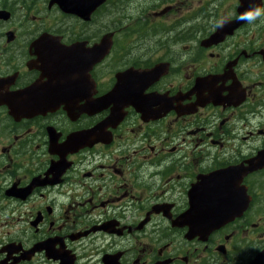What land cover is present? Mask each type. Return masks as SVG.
<instances>
[{"label": "flooded vegetation", "instance_id": "af4514ba", "mask_svg": "<svg viewBox=\"0 0 264 264\" xmlns=\"http://www.w3.org/2000/svg\"><path fill=\"white\" fill-rule=\"evenodd\" d=\"M118 1L0 0V264H264V0Z\"/></svg>", "mask_w": 264, "mask_h": 264}, {"label": "rangeland", "instance_id": "374dc122", "mask_svg": "<svg viewBox=\"0 0 264 264\" xmlns=\"http://www.w3.org/2000/svg\"><path fill=\"white\" fill-rule=\"evenodd\" d=\"M113 1H116V3L118 4V5H120L121 4V2L120 1H118V0H113ZM111 7V6H110ZM105 12H108V9H105ZM160 13V11H155L154 10V13H152V15H151V20L154 18V14H159ZM195 12H190V13H186V14H184L182 17L183 18H186V17H188V18H190V19H188L189 21H191V22H193V23H195L196 21H195ZM209 23V21H207V20H203L202 19V15L200 14V21H199V24L201 25V26H206L207 24Z\"/></svg>", "mask_w": 264, "mask_h": 264}, {"label": "water", "instance_id": "95a60500", "mask_svg": "<svg viewBox=\"0 0 264 264\" xmlns=\"http://www.w3.org/2000/svg\"><path fill=\"white\" fill-rule=\"evenodd\" d=\"M106 0H78V1H73V0H66L65 1V4L66 5H75V4H78L79 6H82V5H87L89 7H93L94 5H102L103 3H105Z\"/></svg>", "mask_w": 264, "mask_h": 264}, {"label": "clouds", "instance_id": "9594fccd", "mask_svg": "<svg viewBox=\"0 0 264 264\" xmlns=\"http://www.w3.org/2000/svg\"><path fill=\"white\" fill-rule=\"evenodd\" d=\"M259 15H260L259 12L255 13V14H253L252 12H248V13L242 14L240 16V19H243V20H246L248 22H251L252 20L256 19ZM223 23L224 22L222 21L221 24H223Z\"/></svg>", "mask_w": 264, "mask_h": 264}]
</instances>
